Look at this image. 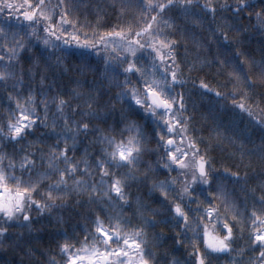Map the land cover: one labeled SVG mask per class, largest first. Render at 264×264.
<instances>
[{"label": "snow or ice", "instance_id": "obj_1", "mask_svg": "<svg viewBox=\"0 0 264 264\" xmlns=\"http://www.w3.org/2000/svg\"><path fill=\"white\" fill-rule=\"evenodd\" d=\"M118 3L117 22L107 23L97 0H0V88L9 108L0 123V250L11 228L31 231L33 212L62 224V210L86 209L93 229L82 241L73 237L76 243L64 233L57 243L61 259L40 252L44 264H150L145 229L160 225L177 230L175 244L187 241L189 264H213L221 256L229 264H264V194L256 197L240 171L258 161L257 188L264 193V39L259 60L246 45L251 29L264 38V0ZM93 8L90 22L85 12ZM174 10L198 32L170 18ZM73 71L95 78L73 79L76 87L60 90L59 77ZM189 82L210 111L243 114L247 124L227 129L229 135L216 124L208 140L197 135L177 91ZM212 141L234 149L236 171L218 172ZM134 185L167 213L133 198ZM236 188L253 197L251 209L242 210ZM245 228V245L235 247ZM34 254L24 250L30 260Z\"/></svg>", "mask_w": 264, "mask_h": 264}, {"label": "trees", "instance_id": "obj_2", "mask_svg": "<svg viewBox=\"0 0 264 264\" xmlns=\"http://www.w3.org/2000/svg\"><path fill=\"white\" fill-rule=\"evenodd\" d=\"M20 2V0H17ZM99 6L103 8L105 15V22L107 23H116L117 22V11L119 9L118 0H97ZM203 2V0H201ZM215 2V0H214ZM255 2H259V0H255ZM115 4V8L110 5ZM136 9H129L128 17L131 18L132 15L135 14ZM95 8L86 11L85 15L90 22H94L95 20ZM169 17L174 19L177 24H179L182 28L187 27L191 29L192 32H198L197 29L191 27L190 24H187L182 12L174 10V12L169 13ZM3 16H0V22L3 21ZM14 24L15 20L12 21ZM107 30V28L103 29ZM264 39L261 37L260 33L256 32L254 29H251L248 33V38L246 40V45L255 51L256 59L259 60V46L260 41ZM188 49L192 50L191 39L187 38ZM33 51L38 52L39 49H34ZM183 49L180 50L181 55H183ZM183 67V65H181ZM59 76V74H57ZM193 77L199 75L203 77L202 73H192ZM94 74L92 72H86L84 76H80L79 73L73 71L70 72L67 76L59 77L60 81V90H68L70 88L76 87L75 84L72 83L73 79H79L81 81L91 82L94 79ZM208 82H210L211 86L218 87L216 84V80L212 79L211 75L207 78ZM223 79V78H219ZM35 87V85H33ZM84 91L87 90V85L82 89ZM178 92H182L184 94L185 100L187 102L188 112L187 115L192 116V127L197 129L196 134L204 137L206 140L210 138V134L212 132L213 127L216 124H221L224 126L225 135L231 134L227 131L229 128H243L247 124V117H243V114L236 115L234 112L229 111H210L209 105L207 104V98H202L198 94V90L193 87L192 83L189 82L183 88H178ZM9 111L7 99L4 95V90L0 88V123H3L4 117L7 115ZM243 117V119H242ZM149 135L151 130L149 129ZM32 137H29V140H32ZM51 143V141H49ZM150 147H155V143H151ZM201 148L204 145H200ZM83 145L79 146V150L76 153L77 159L80 158ZM251 147V145H248ZM234 151L231 148L227 141L224 142L222 146H217L215 141H212L210 155L214 158L215 166L218 172H223L224 168H230L232 171H236V167H234V161L230 158V153ZM146 159H154V157L148 156ZM241 175L245 172L248 173L250 178V183L248 185L249 189H256V197L264 194L259 191L257 185L261 182L260 173H261V165L258 161L253 163V167L251 169L241 168ZM176 175V173H173ZM163 178V177H161ZM98 179V177H96ZM229 190L232 189V186L228 185ZM131 194L133 198L136 196H140L146 200L147 203L151 205L152 208H157L161 211V213L166 214L167 209L163 207L159 202L148 199L146 192L147 189L143 186H133L131 188ZM247 195V199L244 197ZM203 199V197H201ZM236 200L239 205H241L242 210L244 206H247L251 209L253 203L255 202L251 195H248L245 192H242L239 188H236ZM256 207L259 208V205L256 204ZM81 212V215H77V210L65 211L62 210L58 215H62L64 217V222L62 224H57L56 220L53 217H44L38 216L35 212L32 213L35 222L33 223L31 231H27L23 228H11L10 231V239L5 246L4 250H0V264H5V262H10V264H19V262L23 259L26 264H35L36 260H39L44 264L47 260V256H41L40 252L50 253L51 255L56 256L57 260H60V256L58 254L57 243L64 242L65 235L67 233V237L71 239L72 243H76L73 237L79 238L81 241L83 240L84 235L87 231H91L94 227L92 224V219L88 218V213L86 209H78ZM113 214H118L120 212L119 207H114L112 210ZM125 216H131V212L124 210ZM101 219H104V214L100 213ZM157 220H160L161 217L157 216ZM136 219L133 220V224L137 223ZM207 222V221H206ZM147 232V243L148 247L151 248L152 253L154 254V260L150 261V264H170L171 260L177 259L181 262V264H189L192 261V257L189 256V252L191 251L190 247L185 240L183 245L175 244L172 237L176 235L177 230L172 228L171 226L160 225L157 228H146ZM162 233V236L159 240L156 239V234ZM235 233V228H234ZM223 235V233H220ZM191 236V233L188 234ZM184 239L183 236L180 237ZM247 241V228H245L244 238L237 239L235 247H242L245 245ZM79 246V245H77ZM31 249L34 250V257L30 258L24 256V250ZM38 249L39 251H35ZM203 246L201 245L200 251H203ZM235 255V254H234ZM213 264H229V258L227 256H221L219 259L213 260Z\"/></svg>", "mask_w": 264, "mask_h": 264}]
</instances>
